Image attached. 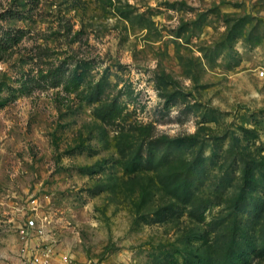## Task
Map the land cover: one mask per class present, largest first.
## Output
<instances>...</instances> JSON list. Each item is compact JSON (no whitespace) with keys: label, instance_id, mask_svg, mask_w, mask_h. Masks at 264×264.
<instances>
[{"label":"rangeland","instance_id":"rangeland-1","mask_svg":"<svg viewBox=\"0 0 264 264\" xmlns=\"http://www.w3.org/2000/svg\"><path fill=\"white\" fill-rule=\"evenodd\" d=\"M17 31L0 264H264V0H0Z\"/></svg>","mask_w":264,"mask_h":264},{"label":"built area","instance_id":"built-area-1","mask_svg":"<svg viewBox=\"0 0 264 264\" xmlns=\"http://www.w3.org/2000/svg\"><path fill=\"white\" fill-rule=\"evenodd\" d=\"M19 234L24 243L29 242L31 239L42 237L45 234L44 225H40L34 218H27L19 227ZM61 264H75L70 256H63L60 260ZM36 264H55L51 259L45 258L37 260Z\"/></svg>","mask_w":264,"mask_h":264},{"label":"trees","instance_id":"trees-1","mask_svg":"<svg viewBox=\"0 0 264 264\" xmlns=\"http://www.w3.org/2000/svg\"><path fill=\"white\" fill-rule=\"evenodd\" d=\"M30 4L32 5H36L38 3V0H27ZM25 37L24 33L22 31H17L14 33L8 32L6 34H4L1 38H0V58L3 59L6 55H8V53L14 49L16 46L19 45V43H21V41L23 40V38ZM161 144H158L156 146L155 150H159L161 149V145H164L162 143L164 142H160ZM167 150H163L162 154L165 155V157L167 156H172L170 152H166ZM149 161V159H148ZM170 162H168L167 164H169ZM170 165H166L165 169H167ZM192 171H194V168H192ZM176 174V172H170V176H174ZM187 180L184 181L186 182L187 185ZM184 199H186V194L183 196Z\"/></svg>","mask_w":264,"mask_h":264}]
</instances>
